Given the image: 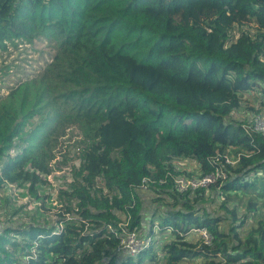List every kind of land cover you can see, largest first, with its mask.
<instances>
[{
  "label": "trees",
  "instance_id": "trees-1",
  "mask_svg": "<svg viewBox=\"0 0 264 264\" xmlns=\"http://www.w3.org/2000/svg\"><path fill=\"white\" fill-rule=\"evenodd\" d=\"M18 46L50 60L0 97V190L36 202L30 221H0V264H264V137L230 118L245 93L264 106V0H0V52ZM71 139L80 162L53 204L41 189L75 158L61 152ZM224 156L226 178L175 191L174 160L204 175ZM144 177L162 202L142 225ZM237 192L257 199L248 213L228 204ZM120 213L172 236L121 256Z\"/></svg>",
  "mask_w": 264,
  "mask_h": 264
},
{
  "label": "rangeland",
  "instance_id": "rangeland-1",
  "mask_svg": "<svg viewBox=\"0 0 264 264\" xmlns=\"http://www.w3.org/2000/svg\"><path fill=\"white\" fill-rule=\"evenodd\" d=\"M244 28L246 29L248 27L244 26ZM48 52H49V49L41 47V46L38 49H32V47L25 48L24 46H18V48L8 47L7 50L0 52V97L5 96L8 93L9 88L11 86H15L19 80H23L25 77H30L33 73L39 72L40 69L45 65V62L50 60V56ZM250 97L253 100H257L258 97L261 98L260 95H256V94H251ZM247 104L241 107V111H239L238 109L234 111L231 114L230 118L238 120V121H242L243 124H246L247 121L251 118V114L253 113L264 114V106H262L263 108L259 109V112H255L252 109V106H249ZM255 107L260 108L259 105ZM72 141L73 139L69 141L71 142L72 147H75L76 145H78L76 143L74 146V141L73 142ZM66 145H67V142H64L61 145V152L68 150V147ZM15 152L16 150L13 149L11 150L10 153L14 154ZM61 152H58L59 154L57 157L58 160H61ZM78 152L79 151H77V153ZM69 156L73 157L70 155V153H69ZM78 158L80 159V157ZM67 164H70V167L72 170L74 167L78 166L79 160H77L75 157L71 159L70 161H68ZM65 172L68 173V170L65 169ZM212 191L213 190L209 189V193H211ZM19 192H21L20 189L16 187H10V186H7L0 190L1 195L6 196V197L9 196L11 199L10 204L8 206H5V208L2 209V212L0 214V221H1L2 226L17 225V224L25 223V222L30 221V219L28 218V215L31 217L34 216L36 202L32 199H29L28 197H21L19 195ZM139 194L141 196L142 205H143L144 212H145L144 218L148 219V217H150L151 219L154 216L156 217L159 214V212L156 211L159 207L157 208L155 207L157 204H160L162 202V201L155 200V197L157 196V194L150 191L147 188L140 190ZM222 199L223 197L219 195L215 197L214 202L209 204L210 210L212 212L214 213L220 212L219 205ZM249 199L257 200L255 199V197H252V195L244 194L242 192H237L234 200L230 201L228 204L231 206L232 205L235 206L239 214H244V213H248L247 204H248ZM257 207H258V210L256 214L264 218V198H259L257 200ZM154 209L156 210L152 211ZM48 215L50 219L56 220L55 212H49ZM252 221L253 220H249V223L248 224L246 223L245 226H243L242 228L244 229L243 233L251 225ZM221 228L225 229L226 223L221 224ZM242 229L240 231H242ZM157 233H159V236H164L158 239V241H156L158 247H161L162 243L170 239L172 236L169 230L163 231V230L158 229ZM164 234H167V235H164Z\"/></svg>",
  "mask_w": 264,
  "mask_h": 264
},
{
  "label": "built area",
  "instance_id": "built-area-1",
  "mask_svg": "<svg viewBox=\"0 0 264 264\" xmlns=\"http://www.w3.org/2000/svg\"><path fill=\"white\" fill-rule=\"evenodd\" d=\"M244 127L246 131L254 130L264 137V114H251V118L246 124H244ZM65 142L71 144V142ZM79 149L80 147L78 145L75 147L70 145L66 151H68L71 156H75L80 162V159L77 157V151H79ZM234 163L235 161L231 160L227 156H224V161H220L218 164H216L211 172L201 175V166L195 159L177 158L173 162L174 169L180 171L181 173L173 176L174 189L178 193H183L187 191L194 192L200 188H207L211 184H215L219 180L226 178L227 172L225 165H233ZM65 169L68 170V173L65 172ZM71 171L70 164H66L45 177L46 182L43 184L41 191L45 196H48L51 200H54L53 204L55 203L58 190L67 188L68 182L72 180ZM148 181L149 179L147 177H144L141 180L142 188L140 190L145 188L149 189L147 187ZM149 190L155 192L153 189ZM45 200H48V198ZM119 217L121 218L119 225L123 228V233L120 236V242L117 251L121 256L135 257L140 253L141 250L149 247L154 241H158V239L164 237L159 236V233H157L159 228L156 223H154L152 226V233H148L147 230H144V233H139L135 228H130V216L128 214L120 213ZM142 225H144L143 222ZM190 234H194L196 237H201L205 243H209L210 241V237L205 229L193 228L187 234L186 238L191 237Z\"/></svg>",
  "mask_w": 264,
  "mask_h": 264
},
{
  "label": "crops",
  "instance_id": "crops-1",
  "mask_svg": "<svg viewBox=\"0 0 264 264\" xmlns=\"http://www.w3.org/2000/svg\"><path fill=\"white\" fill-rule=\"evenodd\" d=\"M251 94H256V95H259V93L255 90V91H251V92H248V93H245L244 94V99H243V103H242V106L243 107L245 104L249 105V106H252V107H255V106H258V101L257 100H253L251 99ZM254 98V97H253ZM255 103V104H254ZM241 107L240 109H238L239 111H241ZM261 107V106H260ZM256 108V107H255ZM153 211V210H152ZM145 222L143 223H148L150 221V217H148V219H145Z\"/></svg>",
  "mask_w": 264,
  "mask_h": 264
},
{
  "label": "clouds",
  "instance_id": "clouds-1",
  "mask_svg": "<svg viewBox=\"0 0 264 264\" xmlns=\"http://www.w3.org/2000/svg\"><path fill=\"white\" fill-rule=\"evenodd\" d=\"M154 223H156V221H154Z\"/></svg>",
  "mask_w": 264,
  "mask_h": 264
}]
</instances>
